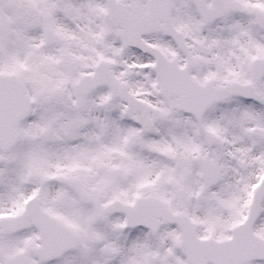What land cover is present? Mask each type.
Segmentation results:
<instances>
[{
  "label": "snow or ice",
  "instance_id": "1",
  "mask_svg": "<svg viewBox=\"0 0 264 264\" xmlns=\"http://www.w3.org/2000/svg\"><path fill=\"white\" fill-rule=\"evenodd\" d=\"M0 264H264V0H0Z\"/></svg>",
  "mask_w": 264,
  "mask_h": 264
}]
</instances>
